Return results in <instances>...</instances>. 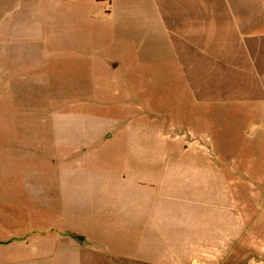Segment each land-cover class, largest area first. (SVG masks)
Returning <instances> with one entry per match:
<instances>
[{"label": "rangeland", "instance_id": "1", "mask_svg": "<svg viewBox=\"0 0 264 264\" xmlns=\"http://www.w3.org/2000/svg\"><path fill=\"white\" fill-rule=\"evenodd\" d=\"M155 22L137 0H0V264H28L35 247L22 251L24 234L64 222L65 161L89 181L69 180L80 206L66 222L89 232L113 230L130 193L120 181L181 183L194 177L181 162L212 163V224L240 227L212 248L227 264H264V140H247L239 118L226 125L224 111L212 117L209 103L193 117L178 61L149 31Z\"/></svg>", "mask_w": 264, "mask_h": 264}, {"label": "crops", "instance_id": "2", "mask_svg": "<svg viewBox=\"0 0 264 264\" xmlns=\"http://www.w3.org/2000/svg\"><path fill=\"white\" fill-rule=\"evenodd\" d=\"M137 2L150 6L156 22L149 31L161 38L167 56L178 61L183 84L192 93L197 109L192 116H200L202 102L209 103L212 117L224 111L226 125L230 120L237 124L239 118L240 132L247 140L256 135L264 140V0ZM139 15L142 20L143 13ZM65 162L59 164V175L67 190L69 180L78 174L88 181V172L74 170ZM155 165H162V161ZM166 165L169 168L167 160ZM179 165L185 168L184 173L194 171V177L184 176L181 183H167L163 175L151 177L148 183L136 175L129 182L120 181L119 185L127 186L130 193L119 200L124 205L118 208L113 230L97 223L96 231L89 232L66 222L73 217V204L76 209L80 206L76 204L80 198L66 190L62 197L64 222L33 227L20 240L28 247L22 251L35 247L34 256L24 262L82 264L85 250L93 258L101 254L104 261L124 264H227L229 259L219 258L212 246L217 245L220 231L240 227H230L227 222L219 227L212 224V170L207 168L212 163L185 161ZM201 196L205 202L194 200ZM174 202L178 205L173 206ZM32 236L35 238H29ZM140 239L144 243L138 245ZM107 241L113 245L120 242L121 249L102 247L112 245ZM47 244L49 252L41 251Z\"/></svg>", "mask_w": 264, "mask_h": 264}, {"label": "water", "instance_id": "3", "mask_svg": "<svg viewBox=\"0 0 264 264\" xmlns=\"http://www.w3.org/2000/svg\"><path fill=\"white\" fill-rule=\"evenodd\" d=\"M75 237L78 238V239H80V240L83 239V237L82 236H79V235H75Z\"/></svg>", "mask_w": 264, "mask_h": 264}]
</instances>
